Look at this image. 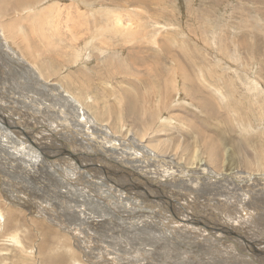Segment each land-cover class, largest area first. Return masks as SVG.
I'll return each instance as SVG.
<instances>
[{"label": "rangeland", "instance_id": "374dc122", "mask_svg": "<svg viewBox=\"0 0 264 264\" xmlns=\"http://www.w3.org/2000/svg\"><path fill=\"white\" fill-rule=\"evenodd\" d=\"M0 31V41H9L22 60L0 43L4 111L37 126L40 109L65 117L59 110L66 104H56L49 89L53 95L68 92L82 114L97 121L79 128L73 122L78 110L68 108L72 116L62 123H70L67 129L77 136L67 142L86 145L80 137L85 129L98 143L109 131L138 142L145 136V145L165 150L148 148L155 161L194 178L203 167L213 170L217 181L206 175L194 192L189 191L193 178L189 184L186 176L178 178L177 185L189 192L173 196L191 208V199L201 202L192 213L216 227L238 225L240 219L253 240L264 243V0H0ZM45 121L57 125L55 119ZM0 132V264H217L225 258L227 250L209 231L167 225L172 222L167 210L161 218L147 217V203L139 198L147 193L123 184L124 194L109 172L92 179L91 187L85 180L66 182L76 179L77 165H69L68 176L63 158L52 163L57 170L43 157L34 161L31 154H14V139ZM49 138L52 147L58 144ZM76 148L68 147L81 154ZM135 154L130 149L124 156L137 163L143 156ZM118 156L106 159L120 162ZM107 160L102 162L110 168ZM132 167L111 170L120 180L125 173L140 174ZM82 173L94 174L91 168ZM163 183L154 188L168 184ZM227 187L234 193L224 205L223 196L205 199L216 206L212 210L223 209L225 220L220 211L206 209L204 198ZM235 240L246 252L250 244Z\"/></svg>", "mask_w": 264, "mask_h": 264}, {"label": "bare ground", "instance_id": "6f19581e", "mask_svg": "<svg viewBox=\"0 0 264 264\" xmlns=\"http://www.w3.org/2000/svg\"><path fill=\"white\" fill-rule=\"evenodd\" d=\"M75 18V17H74ZM71 21H72V17H71ZM74 21V20H73ZM74 23V22H73ZM70 24L67 25V27H69ZM2 30V29H1ZM11 30V29H10ZM9 31V29H8ZM1 34H3V31L1 32ZM1 38V37H0ZM4 43L2 41H0L1 45L5 44L4 46H6V51H10V52H13L15 53L17 56H18V53L16 52V48H13L11 45V43L9 41H6V39L4 38ZM3 47V46H2ZM13 49V50H12ZM7 53V52H5ZM10 54V53H9ZM11 56V55H10ZM12 58V56H11ZM13 58L16 59V57L14 56L13 54ZM18 59L19 61H22L20 56H18ZM17 62V61H16ZM22 63V62H21ZM24 63V62H23ZM18 64V63H17ZM25 64V63H24ZM34 69V68H33ZM31 73V72H30ZM36 73V72H35ZM33 74V73H32ZM38 74V73H37ZM35 77V75H33ZM39 78V77H38ZM44 87V86H43ZM49 89V88H47ZM64 89V88H63ZM50 92L47 93V94H51L50 96L51 97H54L55 99H58V101L56 102V104L60 103H65L67 107L64 108V110H59V109H56L58 107H56L54 110L52 111H49V112H56V111H60L61 114H63L65 117H60L59 114H53L51 116H48L46 111L44 110H41L40 108H37L39 111L37 113H35V116L37 117L35 119V122L37 124V126H32L31 124L27 123L28 121H23V117H21L20 115L18 114H14V115H11L9 114L8 112L4 111V108H8V106L6 105V103H3L2 105H0V131H3L6 135H9L10 137H12V139L14 140H11L12 141V144H14L13 146V152L14 154H18L20 152H22L24 155L27 154L30 156V154L32 156L31 159H34L35 161V158H39L40 157H43L44 158V162H47V161H50L51 162V165L54 167L55 165H53L52 163L55 161L57 162L58 159H62L63 158V161L65 162L63 165L65 167H63L62 169H64V171H67V173L69 174L68 176H70V172L73 170L71 168V164H73L74 166L77 165L78 167V171H74L72 172V174L74 175V178L76 179H71V178H66V182H71V183H76L77 181H80V180H85L87 181V185L90 186L93 181H91L92 179H96V178H102L101 175H102V172L104 173H107L109 172L110 174L114 175L116 177V179L118 181H120V187H121V191L125 194L126 191H128V188L125 186V185H130L132 188H129V190H137L138 192L142 193L143 194V189L142 188H139V185L140 187H143L146 185V191H144V193H147L146 195H141L140 197L136 195V192L134 194V196L136 197H139L140 199H142L143 201H140V202H144V203H147V204H143L145 205L144 209L147 210L148 213H151L150 215H148L147 217H152L151 215H155L153 217L155 218H161L162 217V211L165 212L164 210H167L168 211V214L171 216L172 218V224H167V225H179L181 227H189V226H192L194 228H197V230L200 229L203 230V233L204 231H209L210 232V236H214L216 237V242L224 249V250H227L225 253V258L222 257L221 258V261L223 264H251V261L252 264H264V243H260V242H257L253 240L252 236L254 234H250L249 232L251 231L250 229L248 228H244L241 226V223L242 221H240V219L237 220L238 222V225H232L230 223H227V226L229 227H232L231 229H234L235 232H231V230L226 226H222V224H218L217 227L213 224V222L211 223H208L207 221L205 222V220L202 219V217H205V215H202L201 216H198L196 215L195 213H192L194 212L195 210H197L198 208H200V205L201 202H194L192 201V199L190 200L193 204V208H191L189 205L186 204L185 200L182 198V197H175L173 196L174 193H177L178 192H181V191H184L185 194H187L189 191L190 192H194L195 191V188L197 187L198 183L203 180V178L206 176V175H211L210 177L213 178L214 180L217 181V177L214 176V171L212 170V172H209V169L207 167H203V170H201L202 172H200V174L194 178L192 177V175H187L186 176V173L184 174V170H180L179 167H175L176 170L171 167V165L169 164H165V161L163 160H157L155 161L153 158H155V155L153 154V152L149 151L148 148H151L149 147V145H145L144 143L147 144V139L145 136H143L142 139L143 141H140L138 142V140H133V139H127L126 138H122L115 135L114 133H112L111 131H109L108 133H101L98 137V140L102 143H98L96 140L94 139H91L90 138V134L89 132H86V129L83 130V134L80 135L81 139H85V144H76L74 142L76 141H71L70 142H67L66 140L70 137H75L77 136L76 133L74 134L73 132H71L69 129H67L70 125L67 124V123H62V122H66L70 116H72L71 114V111L70 112H67V109L68 108H73L75 110H78V114L76 116V120L73 121L75 124L78 123L77 126H79V128H82V127H87L88 124H85L84 122L87 121L89 122L90 124H93V123H96V119H94L93 117L92 118H89V116L85 117V114H82V106L81 108H77L75 106V104L77 103V101L71 97L68 92L67 94L65 95L63 93V95H61V93L59 92L58 94H52L54 91L52 89H49ZM55 93V92H54ZM16 94V93H15ZM17 95V94H16ZM17 97V96H16ZM40 97V96H39ZM57 97V98H56ZM130 99V96H128V98L126 99L127 101ZM33 100V99H32ZM37 100V99H36ZM45 101V100H44ZM1 102V101H0ZM31 102V101H30ZM34 102V101H33ZM38 102V101H37ZM76 102V103H75ZM130 102V101H129ZM128 102V103H129ZM36 103V102H35ZM40 103V102H39ZM37 104V103H36ZM41 104V103H40ZM50 104V103H49ZM56 106V105H55ZM33 107V106H32ZM36 107V106H35ZM62 107V105H61ZM85 111V109H83ZM74 111V110H73ZM109 111V110H108ZM48 112V113H49ZM75 112V111H74ZM5 113V114H4ZM60 114V115H61ZM77 114V112L75 113ZM88 114V113H87ZM112 114V113H111ZM113 115V114H112ZM111 115V116H112ZM50 120H53L55 119L56 122H57V125L56 124H47L46 122L48 121H45L46 118H48ZM106 118V117H105ZM72 119V118H71ZM5 120H7V123L4 122ZM119 122H121V127L124 126V123L123 121H121L120 119H117ZM116 121V120H115ZM31 122V121H30ZM34 122V121H33ZM53 122V121H51ZM3 123V125H2ZM46 124L45 127L42 126V124ZM49 123V122H48ZM116 123V122H115ZM65 124V125H64ZM28 125H30V127H27ZM55 126V129H58V128H63V132L59 131V130H56L54 131L55 129H53V127ZM67 125V126H66ZM94 125V124H93ZM97 126V125H96ZM103 126V125H102ZM107 126V125H106ZM106 126H103L105 129L104 130H109ZM95 127V126H94ZM100 127V126H98ZM102 127V128H103ZM109 127V126H108ZM72 128V127H71ZM74 128V127H73ZM76 131H80V130H77L76 127L74 128ZM115 131V130H114ZM146 131V130H145ZM144 131V132H145ZM106 132V131H104ZM1 133V132H0ZM3 133V134H4ZM45 133H50V135H47ZM140 134V133H139ZM142 134V133H141ZM5 136V135H4ZM108 137L107 140H104L103 138L104 137ZM2 137V136H1ZM49 137H52L54 142L58 144L54 145L53 144V147H52V142L49 143V140L50 138ZM4 138V137H3ZM75 139V138H74ZM8 140V139H7ZM51 141V140H50ZM9 142V141H8ZM162 142V141H161ZM115 143V145H114ZM73 144V146H76L77 148L76 149H80L81 150V154L80 153H76V152H71L68 147H70L71 145ZM166 144V143H165ZM118 145V146H117ZM156 145V144H155ZM160 146V145H159ZM12 147V146H11ZM11 147H8L7 148H11ZM117 147L121 148L123 147L124 150H117ZM109 148V149H108ZM126 152H123L125 151ZM132 149L135 153V155H142L143 157L141 158V161H137L136 162H133V163H130L129 162V159L126 160L125 158V154H127V152ZM157 153H163L165 152L164 149H160L159 147L157 146H154L153 148H151ZM90 151V154H92V158H96V160H93L91 158V156L89 154H85L84 151ZM17 151V152H16ZM97 151V153H96ZM10 152V151H9ZM155 152V153H156ZM29 153V154H28ZM116 153H119V156L118 158L122 159L120 160V162H117L118 159L115 158V159H106V157L108 156H112V155H116ZM122 153V154H121ZM52 156H50V155ZM68 155V157H71V159L69 161L65 160L64 157ZM130 155H133V154H130ZM129 155V156H130ZM157 156V155H156ZM15 157V155H14ZM27 157V156H26ZM153 157V158H151ZM23 158V157H22ZM42 159V158H41ZM102 159H105L107 161H109V165H110V168L107 167V165L105 163L102 162ZM93 163H92V161ZM59 161V160H58ZM37 162V161H36ZM61 161H59L60 163ZM96 163V164H95ZM131 165L133 166L132 169H140L138 170V172L140 171V174L139 173H135V175H137L136 177L135 176H128V174L125 173L124 176H122L119 180V178H117V174L112 171L111 169L113 168H121V169H128V166L131 167ZM43 166V165H41ZM57 166V165H56ZM55 166V168H57ZM18 167V166H17ZM52 167V168H53ZM60 167V166H59ZM89 168L92 169L93 173L94 174H91L93 175V177H83V174L82 173L83 171L85 170H88ZM60 169V168H59ZM58 170V168H57ZM157 170V171H156ZM82 171V172H80ZM126 171V170H125ZM129 172H131L132 170H128ZM58 173V171H56ZM88 173V172H87ZM176 174L177 176H180V177H175L174 174ZM89 174V173H88ZM61 175V174H60ZM216 175V174H215ZM183 176H186L187 178L188 177H191L194 179L193 182L191 178H188V184H192V187L190 186L189 188V191L188 189H183V186L182 184H179L177 185L178 182H176L178 180V178H183ZM64 177V176H63ZM151 178L153 179L154 182L153 185L151 184H147L150 182V180L148 178ZM139 179V180H138ZM149 181H148V180ZM235 180L236 182H238L239 180L237 179H233ZM57 181V179H56ZM159 183V184H162L163 182H166L168 183L167 186L165 187H161L160 189H155L154 185L156 183ZM61 183V182H60ZM125 184V185H123ZM139 184V185H138ZM164 184V183H163ZM137 185V186H136ZM174 187L171 189L170 187L173 186ZM78 186V184H77ZM157 186V185H156ZM91 187V186H90ZM168 187L170 189H168ZM82 189V188H81ZM145 189V188H144ZM157 190V192H154L153 190ZM162 189V190H161ZM88 190H91L90 188ZM175 190V191H174ZM85 191V190H84ZM234 192H231L228 187L225 188L223 191H220L218 193H214L212 196H206L205 199H213V198H216V197H221L223 196L225 199L224 201H222V204L224 205V203L230 198V197H233ZM132 195V193H130ZM162 195V196H161ZM91 196V195H90ZM91 199V198H90ZM166 201H171V202H166ZM207 203H206V209H210L212 210V207H216V206H213L212 204H210L207 200H205ZM70 202V201H69ZM73 202V201H72ZM70 202V203H72ZM98 202V201H97ZM102 202V201H101ZM100 202V203H101ZM137 202V201H135ZM232 202V201H231ZM118 203V202H117ZM127 203V202H126ZM133 203V201H132ZM230 203V202H229ZM233 203V202H232ZM231 203V205H233ZM242 203V201H241ZM98 204V203H97ZM123 204V203H122ZM129 204V203H128ZM102 206V204H100ZM98 204V206H100ZM237 205V203H236ZM84 206V205H83ZM203 206V205H202ZM228 206V204L226 205ZM105 207V206H104ZM140 207V206H139ZM233 207V206H232ZM85 208V207H84ZM118 208V207H117ZM205 208V207H204ZM213 208V210H215ZM219 208V207H218ZM229 208V207H228ZM95 209V208H94ZM143 209V210H144ZM103 210V209H102ZM101 210V211H102ZM136 210V209H135ZM159 211V213H157V211ZM212 210V211H213ZM217 210V208H216ZM215 210V211H216ZM220 210H223L221 208H219L217 210L220 211ZM227 210V209H226ZM69 211V210H68ZM66 212V210H65ZM100 212V211H99ZM217 212H211V213H217ZM247 212V211H245ZM101 213V212H100ZM113 213V211H112ZM209 213V214H211ZM221 214V216L223 217L221 211L219 212ZM75 214V213H74ZM126 214V213H125ZM146 214V213H145ZM203 214V213H202ZM72 215V214H71ZM82 215H84L82 213ZM136 215V214H135ZM135 215H134V218H135ZM182 215H184L182 217ZM200 215V214H199ZM217 215V214H216ZM215 215V216H216ZM73 216V215H72ZM77 216V215H76ZM100 216H103V215H99V218ZM107 216V214H106ZM126 216V215H125ZM132 216V215H131ZM142 216V215H141ZM165 216V215H164ZM213 216V215H212ZM235 216V214L233 215ZM79 217V216H78ZM108 217V216H107ZM117 217V216H116ZM140 217V216H139ZM187 217L189 218V221L187 220ZM211 217V216H210ZM221 217V218H222ZM119 218V217H118ZM183 218V219H182ZM207 218V217H205ZM209 218V217H208ZM212 218V217H211ZM229 218V217H227ZM238 218V217H237ZM105 219V218H104ZM110 219V218H109ZM126 219V218H125ZM222 219H225L226 220V217L222 218ZM90 220V219H89ZM102 220V219H101ZM100 220V221H101ZM108 220V219H107ZM140 220V219H139ZM153 220V219H152ZM168 220V219H167ZM214 219L210 220V221H213ZM232 220V219H231ZM184 221V222H183ZM215 221H219V220H215ZM214 221V222H215ZM89 222V221H88ZM149 222V221H148ZM221 222V221H220ZM245 222V221H244ZM164 223V222H163ZM167 223V222H166ZM216 223V222H215ZM229 224V225H228ZM244 224V223H243ZM219 227V228H218ZM170 228V227H168ZM185 229V228H184ZM187 229V228H186ZM193 229V228H192ZM189 230V229H188ZM194 230V229H193ZM196 230V231H197ZM238 231V232H237ZM208 232V233H209ZM18 237V236H17ZM197 237H198V234H197ZM236 237L242 240H245L246 242H248L250 245L248 246V248H251V246L258 250L260 254H257L256 251L254 250H250V249H246L244 251L241 250L240 247H242L244 244L243 243H240V244H237L238 247L235 245L236 244ZM199 238V237H198ZM203 238V237H202ZM210 238V237H209ZM17 239V238H16ZM149 242H150V239H148ZM193 241V239H192ZM206 241V240H204ZM224 242V243H223ZM146 243V242H145ZM117 244V243H116ZM198 244V243H197ZM206 245V244H205ZM209 245V244H208ZM215 245V244H214ZM207 246V245H206ZM219 246V247H220ZM110 247V246H109ZM179 247H183V245L180 244ZM216 247V246H215ZM187 248V247H186ZM190 248V247H189ZM197 248V247H196ZM195 248V249H196ZM203 248V247H202ZM207 248V247H206ZM178 249V248H177ZM176 249V250H177ZM180 249V248H179ZM243 249V248H242ZM175 250V249H174ZM185 250V249H184ZM214 250V249H213ZM218 250V249H217ZM180 250L176 251V254L177 252H179ZM183 251V250H182ZM190 251V250H189ZM126 252V251H125ZM206 252V251H205ZM220 252V251H219ZM196 253V252H195ZM194 253V254H195ZM185 254V253H183ZM189 254V253H188ZM210 254V253H209ZM222 254V253H221ZM216 255V254H215ZM224 255V254H223ZM256 255H257V258L259 260H256ZM182 256V254H181ZM186 256V255H185ZM240 256V257H239ZM124 257V256H123ZM217 257V256H216ZM176 258V256H175ZM196 258V257H195ZM203 258V257H202ZM201 258V259H202ZM247 258V259H246ZM205 259L206 256H205ZM217 259V258H216ZM194 260V259H193ZM200 260V259H199ZM116 261V260H115ZM127 261V260H126ZM125 261V262H126ZM202 262V261H201ZM220 262H217V264H221ZM185 263V262H184ZM192 263V262H191ZM205 263V262H204ZM203 263V264H204ZM122 264V262H121ZM126 264V263H125ZM194 264V263H193ZM207 264V262L205 263Z\"/></svg>", "mask_w": 264, "mask_h": 264}, {"label": "water", "instance_id": "95a60500", "mask_svg": "<svg viewBox=\"0 0 264 264\" xmlns=\"http://www.w3.org/2000/svg\"><path fill=\"white\" fill-rule=\"evenodd\" d=\"M4 122H6V123H7V120H5ZM173 174H174V173H173ZM153 183H154V182H149V184H151V185H153ZM144 191H146V188H145V189H143V192H144ZM170 202H171V201H170Z\"/></svg>", "mask_w": 264, "mask_h": 264}]
</instances>
